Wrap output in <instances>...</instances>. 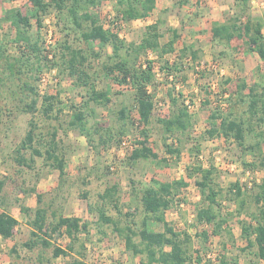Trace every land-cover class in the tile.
I'll return each mask as SVG.
<instances>
[{
  "label": "rangeland",
  "instance_id": "rangeland-1",
  "mask_svg": "<svg viewBox=\"0 0 264 264\" xmlns=\"http://www.w3.org/2000/svg\"><path fill=\"white\" fill-rule=\"evenodd\" d=\"M45 2L48 6L38 26L29 0H0V17L9 9H18L29 17V26H20L28 41H19L17 28L8 20H0V181L4 182L0 189V209L7 208L19 219L13 236L0 239V264H74L75 259L87 264H140L142 256L132 255L110 225L96 221V213L99 207H104L105 212L122 225L128 222L140 225L144 213L134 197L136 192L140 193L151 178L171 181L180 177L188 182L181 190L182 202L167 210L165 219L176 231L190 235L185 243L190 253L194 257L201 256V264L208 259L215 264L223 254L236 257L239 264H264L253 255L254 247L240 250L246 241L241 235L239 221L249 218L245 213H236L243 196L228 192L231 184L239 182L243 195L249 197L248 210H254V188L250 187L261 181L264 164L258 153L244 150L233 139L210 137L206 132L214 109L223 114L232 111L235 116H248V100H237V86L242 79L248 86L260 83L264 72V61L247 48L244 39L235 38L229 45L217 43L211 39L210 27L217 19L224 20L242 6L245 9L243 21H260L264 37V0H247L246 3L239 0V6L235 0H159L160 11L138 21L118 18L115 0H96V4L89 5L106 28L127 42L138 44L146 25L154 22L158 23L161 43L170 39L171 28L179 31L173 52L161 55L149 50L139 58L142 63L145 59L153 60L155 83L149 89L155 106L148 125L147 145L159 158L165 159L160 163L153 159L135 162L128 159L136 141L142 137L143 125L137 118L132 90L118 85L104 71L103 65L114 59L110 57V45H102L99 41L89 45L64 10L56 9L50 0ZM192 15H201L199 21L203 23L195 24ZM190 44L197 50L196 59L190 60L189 55L183 56L180 52ZM64 45L82 49L86 56L83 68L90 75L88 85L79 83L76 75L68 73ZM174 62H178L181 70L167 74L162 67ZM90 83L97 90L108 91L110 101L107 104L89 102L84 106ZM169 92L182 93L180 99L188 105L191 117V124L185 131L176 132L167 139V143L179 146V157L165 151L163 129L156 121L169 112ZM247 92L245 89L244 93ZM44 95L54 96V107L48 115L43 113ZM229 96L231 99L226 100ZM33 99L36 100L35 109L27 111V104ZM123 106L128 109L125 123L118 118V110ZM77 108L85 112L88 129L85 134L68 124ZM253 126L255 132H246L245 145L259 139L255 133L264 132L263 122L254 118ZM106 127L112 128L113 138L101 143L99 134H104ZM120 128L126 131L123 135L118 133ZM30 129L34 133V144L42 150L53 132L56 133L57 151L65 158L63 179L60 180L58 170L51 168L42 156H35L30 168L15 160L16 149ZM119 138L122 141L119 142ZM197 146L200 151L196 156ZM261 149L264 152V140ZM22 155L29 159L30 151L23 149ZM245 163H254L253 170ZM197 164L203 167L213 164L216 169L217 188L221 189L219 200L223 210H227L224 213L229 217L231 235L227 232L214 235L210 225L196 220V210L204 204L196 185L200 175L188 177L187 170ZM113 183L119 187V209L98 197L105 186ZM37 194L42 195L41 202H37ZM20 204L30 211L20 212ZM38 206L46 209L47 223L54 221L53 214L77 216L88 224V232L79 233L74 240L65 233L53 235L51 246L37 245L29 249L23 243L33 238L30 221ZM149 226L162 230L159 222L152 221ZM204 231L208 233L207 239L203 237ZM54 245L67 249L68 254L54 258Z\"/></svg>",
  "mask_w": 264,
  "mask_h": 264
},
{
  "label": "trees",
  "instance_id": "trees-1",
  "mask_svg": "<svg viewBox=\"0 0 264 264\" xmlns=\"http://www.w3.org/2000/svg\"><path fill=\"white\" fill-rule=\"evenodd\" d=\"M33 7V15L38 26H41L43 14L46 11L48 3L45 0H29ZM51 3L59 11H65L69 19L80 30L81 38L92 45L95 41L101 42L102 45H110L112 56L114 59L103 65L107 75H111L118 85L126 86L132 90L134 107L136 109L137 118L140 124L143 125L140 133L141 139L136 141V145L132 148L128 159L135 162L139 159H153L158 163L165 159L159 158L158 154L147 145L149 138L148 125L153 118V110L155 106L153 93L149 87L154 86L155 73L153 70V60L145 59L140 62L139 58L142 53L147 51L160 52L161 55L174 51V44L179 38V33L176 28H171V37L165 42H160L161 32L158 28V23L154 22L146 25L145 34L138 44L127 42L117 33L109 28H106L100 20L99 14L89 9V5L96 4V0H50ZM247 0H243L246 3ZM239 6V0H235ZM117 17L124 21H131L139 18H145L155 8L156 0H115ZM240 9L234 11L232 15L226 17L223 21H214L211 27V39L217 43L229 45L235 38L244 39L247 48L254 51L264 61V37L262 34V24L260 21H252L247 19L243 21L245 9L239 6ZM242 8V9H241ZM0 20L10 21L17 28V38L19 41H28L27 35L22 31L21 24L29 26V17L22 15L18 9H9L5 12ZM66 48V67L70 75H76L79 83L88 85L90 80L89 73L83 68L86 60L82 49L73 48L70 45H64ZM92 47V46H91ZM36 49V46H34ZM124 50V53L121 52ZM183 56L189 55L190 60L196 59L197 50L193 45H185L180 50ZM96 56H99L97 53ZM167 74H172L175 70L180 71L178 62L166 63L163 67ZM229 80V79H227ZM237 100L240 102L247 101L246 118L235 116L232 111L223 114L221 111L214 109L210 114L209 129L207 134L210 137L218 136L225 139H233L238 145L243 146L244 150L252 153H258L262 164H264V152L261 149V143L264 140L263 131L255 133L259 139L252 144L245 145L246 132H255L253 119L257 122L264 123V72L260 83L247 85L244 79L240 80L237 86ZM32 87H30V90ZM247 89L248 92L244 93ZM169 112L163 117H158L156 121L162 126L165 151L173 154L176 157L180 155L179 146L173 143H167L168 137L176 132H183L190 126V114L188 105L184 103L181 92L177 95L168 93ZM54 96L44 95L43 113L48 115L54 107ZM230 100L231 96L226 98ZM110 101L109 93L105 90L95 89L94 84L90 83L87 99L84 101V106L89 102L107 104ZM219 102V101H217ZM36 100H32L27 104V111L35 109ZM128 109L121 107L118 110V118L126 120ZM71 128L77 129L81 134L88 132L85 112L81 108H77L71 115L68 121ZM112 128H104V134H99L100 142L106 143L111 141L113 136L110 134ZM108 135L105 136V133ZM124 128H120L119 134L125 133ZM56 133L53 132L52 138L47 146L42 150L34 144L35 137L33 130L26 132L24 139L16 149L15 160L18 164H24L29 168L34 162L35 156H42L51 168L58 170L60 180L66 175L65 158L57 151L55 142ZM122 139L119 138V142ZM30 151V158L26 159L22 155V150ZM200 149L196 147V156ZM255 155V154H254ZM263 160V161H262ZM245 166L254 168V163H245ZM199 174L200 178L196 181L199 187L200 195L203 201L196 210V220L199 223H206L212 227L214 235H222L223 232L231 235V229L228 225L229 217L224 213L221 201L219 200L221 189L217 188L216 169L213 164L203 167L197 164L195 167L187 170V176L193 177ZM3 181H0V189L3 186ZM188 185L184 177L173 179L171 181H161L156 178H151L150 183L146 185L140 193L136 192L135 198L140 203L144 216L140 225L134 222H128L122 225L120 221L111 215H108L104 207H99L96 213V221L100 224H108L112 230L116 232L123 240L125 248L134 256L141 255L140 264H201V256L195 257L190 253L185 243L189 241L190 235L187 232H179L165 219V211L177 206L182 202L180 195L182 188ZM254 188L253 203L254 210H248V195H243V186L239 182L231 184L228 192H232L237 196H243L238 206L237 212L245 213L248 220L241 219L239 221L241 227V235L246 241V245L240 250L254 247L253 255L259 259H264V176L259 183H253ZM119 187L116 183L105 186L102 193L98 197L103 202H110L112 206L118 208L119 202ZM37 202H41L42 195L37 194ZM20 211L24 214L30 209L23 204H20ZM119 209V208H118ZM230 213V212H229ZM233 213V214H234ZM55 219L47 223V212L43 207L34 209L33 219L30 221L32 226L31 235L33 238L24 242L23 245L29 249L40 245L49 247L52 245L51 239L54 236H62L67 234L70 240L76 239L81 232H88V224L83 222L80 217L55 215ZM155 221L162 224V230H154L150 228V222ZM18 220L10 214L7 208H2L0 211V238L6 239L14 234L15 226ZM104 233V231H101ZM207 232H203V237L207 239ZM225 245V243H223ZM68 250L58 245L53 246L52 256L67 255ZM208 259L204 264H214ZM74 264H87L82 259H75ZM215 264H239L236 257H228L223 254L217 258Z\"/></svg>",
  "mask_w": 264,
  "mask_h": 264
},
{
  "label": "crops",
  "instance_id": "crops-1",
  "mask_svg": "<svg viewBox=\"0 0 264 264\" xmlns=\"http://www.w3.org/2000/svg\"><path fill=\"white\" fill-rule=\"evenodd\" d=\"M158 1L159 0H156V4H155V8L149 13V15L147 16V17H145V18H139V19H135V20H131V21H138V20H144V19H148V18H151L152 17V15H153V13L157 10V12H159L160 11V9H158L159 7H158ZM185 1V0H184ZM194 16V17H193ZM199 19H202V17H201V15H198V16H195V15H192L191 16V20H194V23L195 24H202L203 22L200 20L199 21ZM216 21H223V20H220V19H217ZM212 27V26H211ZM211 27H210V31H211ZM173 28H176V27H173ZM194 28H196V27H194ZM197 28H201L200 26H198ZM196 28V29H197ZM177 29V28H176ZM178 30V29H177ZM198 30V29H197ZM198 32H200L199 30H198ZM178 33H179V31H178ZM2 210V208L0 209V211ZM9 211V210H8ZM19 211H20V207H19ZM167 211V210H166ZM165 211V212H166ZM10 212V211H9ZM21 212V211H20ZM10 214L11 215H13L17 220H18V223H19V219H18V217L16 216V214H14V213H12V212H10ZM13 236V235H12ZM11 236V237H12ZM11 237H9V238H6V240L7 239H10ZM0 239H2V238H0ZM124 241V240H123ZM11 248H13V247H11ZM12 250V252L13 251H15L14 249H11ZM259 259V258H258ZM259 260H261V261H263L264 262V259H259Z\"/></svg>",
  "mask_w": 264,
  "mask_h": 264
},
{
  "label": "built area",
  "instance_id": "built-area-1",
  "mask_svg": "<svg viewBox=\"0 0 264 264\" xmlns=\"http://www.w3.org/2000/svg\"><path fill=\"white\" fill-rule=\"evenodd\" d=\"M201 66V65H200ZM124 143V142H123Z\"/></svg>",
  "mask_w": 264,
  "mask_h": 264
}]
</instances>
